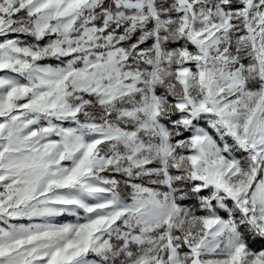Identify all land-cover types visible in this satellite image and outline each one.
<instances>
[{
	"label": "snow or ice",
	"instance_id": "snow-or-ice-1",
	"mask_svg": "<svg viewBox=\"0 0 264 264\" xmlns=\"http://www.w3.org/2000/svg\"><path fill=\"white\" fill-rule=\"evenodd\" d=\"M0 264H264V0H0Z\"/></svg>",
	"mask_w": 264,
	"mask_h": 264
}]
</instances>
